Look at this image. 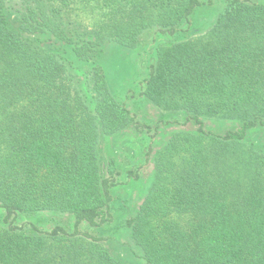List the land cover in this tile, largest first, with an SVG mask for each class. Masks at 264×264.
Returning <instances> with one entry per match:
<instances>
[{
	"label": "trees",
	"instance_id": "obj_1",
	"mask_svg": "<svg viewBox=\"0 0 264 264\" xmlns=\"http://www.w3.org/2000/svg\"><path fill=\"white\" fill-rule=\"evenodd\" d=\"M148 32L142 95L192 131L170 139L126 226L147 264H264V135L252 136L264 132V0H0V264H129L82 226L115 221L121 174L111 161L104 175L100 132L136 122L112 90L105 46L138 49ZM40 212L73 227L14 225Z\"/></svg>",
	"mask_w": 264,
	"mask_h": 264
},
{
	"label": "rangeland",
	"instance_id": "obj_2",
	"mask_svg": "<svg viewBox=\"0 0 264 264\" xmlns=\"http://www.w3.org/2000/svg\"><path fill=\"white\" fill-rule=\"evenodd\" d=\"M222 2L210 11H204L202 17L195 22L197 31L205 32L214 24ZM154 34L145 33L141 37L138 49H125L114 43H107L103 66L115 96L120 102L126 103L135 117V123L115 135L100 132L99 157L101 168L107 176L108 165L115 161L120 172L117 177L119 185L112 191L114 202L112 213L115 221L100 228L82 226V230L101 239V243L112 255L129 264H147L140 247L135 243L131 230L126 222L134 215L150 192L156 180L157 163L161 152L170 139L179 133L192 131L190 126L173 123L179 117L164 111L147 101L142 95V79L147 76V66L152 63L154 50L152 46ZM166 39L160 38L158 46L165 44ZM151 51V52H150ZM153 51V53H152ZM136 123L140 125L136 126ZM212 129L222 132L226 128H234L236 124L213 122ZM263 130L252 134L258 141L263 138ZM251 136V137H252ZM128 172H136L139 179L127 176ZM5 211L0 208V227L7 229L4 222ZM74 218L67 214L40 212L21 214L14 225L30 230L32 225L42 231H50L57 226L71 230Z\"/></svg>",
	"mask_w": 264,
	"mask_h": 264
}]
</instances>
